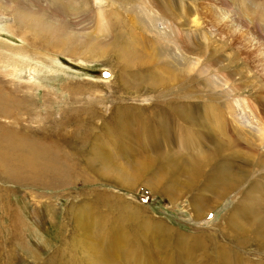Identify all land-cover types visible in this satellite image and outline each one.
<instances>
[{
    "label": "rangeland",
    "instance_id": "obj_1",
    "mask_svg": "<svg viewBox=\"0 0 264 264\" xmlns=\"http://www.w3.org/2000/svg\"><path fill=\"white\" fill-rule=\"evenodd\" d=\"M211 1L177 47L152 0H0V264H264V0Z\"/></svg>",
    "mask_w": 264,
    "mask_h": 264
},
{
    "label": "bare ground",
    "instance_id": "obj_2",
    "mask_svg": "<svg viewBox=\"0 0 264 264\" xmlns=\"http://www.w3.org/2000/svg\"><path fill=\"white\" fill-rule=\"evenodd\" d=\"M19 1H21V0H19ZM152 1L158 4V8H159V10L161 12V16H159V17L164 20L166 26L169 28V32H166V35H168L169 38L170 37L173 38L176 45H177L176 39H180V41L182 40L183 37H182L181 30H182V27H184L186 25L188 27V30L186 31V34L185 35H186V37L189 40L194 39V38H196L198 36L199 30H197L198 29L197 26L199 24V20L197 18V11L200 10V8L198 10V7L200 6L199 4H200V1L201 0H187V3H186V0H177V1H173V0H152ZM212 1H214V0H212ZM212 1L209 2L210 4L208 3V5L211 6L212 3H213ZM15 3L16 4H19L18 2H15ZM205 16H207V19L210 22L211 21H216V16H213L212 13H209L208 12V13H206ZM177 47H178V45H177ZM175 48H176V46H175ZM179 48H180V46H179ZM139 57L142 58V56H140V55H138L136 58L138 59ZM148 59L150 61H153L154 60V58H152V57L151 58H148ZM193 79L195 80V76L192 77L191 79H189L188 81L189 82H192ZM178 82L180 83V81H178ZM196 86L197 85H185V86L184 85H163V86H161L162 88L158 92L161 95L163 94L164 97L165 96L168 97L169 95H172V96L166 98L165 104L171 103L172 105H174L176 107L177 106V102L179 100H181L182 97L193 98L196 95L201 94L202 91L204 93L206 92V94H209L210 93V90H216V89H220L219 87H222V85H206V87L204 88V90H200V88H196ZM226 93H228V91L221 92L220 93L221 97H223V98H222V101H221L222 106H220L218 108V110H217V113H218V122H219L220 119H222V118L225 117V115H226L227 112H229L230 115H232V111H233L232 104H231L232 101H231V103L229 102V99H228ZM174 112L176 113L175 108H174ZM233 113H234V111H233ZM178 115H179V113H178ZM242 116L243 115L240 114L239 115V118L242 117ZM240 120L243 123H246V125L248 127H252L253 126L250 123V119L240 118ZM156 121L161 125V128L162 127L166 128L168 126V124H169L168 123L169 122V119L168 118H165V119L160 118L159 120H156ZM255 127H256V131L260 133V140L262 142H264V126L263 125H260L259 127L258 126H255ZM214 152H216V151H214ZM29 157H31V156L29 155ZM34 157L35 156L32 155V157H31L32 158V161H34L33 160ZM27 159H29V158H27ZM27 159H25L26 162H29V161L31 162V160L27 161ZM195 159L193 160L192 164H189L190 167H188L189 170L187 171V173L189 174L188 178L190 180L191 179L192 180H195L196 178L198 179L199 176L200 177L202 176L201 175L202 172L198 168L199 161L198 160H195ZM203 159H205V158H203ZM261 161H262V159L258 160L257 163H260ZM8 165H10V164H8ZM227 165L228 164L224 163V164H221L220 166H217V167L213 168L212 173L209 176H207V177H209L208 178L209 179V182H208V179H207L206 180V183H205L206 185H204L203 187H201V191L205 192V191H207V189H209V190L214 189L215 190V187H212V184L213 185H216V184L218 185L219 183L221 184V186H223L225 188V189L223 188L225 192L226 191L229 192L231 190L236 189L237 187H235V185H236L235 182L237 181V179H235V180L233 179L234 177H232V175H231V172L233 170H232V168H230V166H227ZM191 166H193V167L191 168ZM260 177L261 178H264L262 175H260ZM238 180H240V179H238ZM211 182H212V184H211ZM250 182H251V184H253L252 183L253 180H251ZM229 184H231L232 186L229 185ZM247 192H249V190H247L246 193ZM257 200L258 201H256V202H253L252 201L253 203L251 202V200H249V201L248 200L247 201L244 200L243 202H245V203L240 202V203L234 204L233 205V209L230 211L231 213H229L228 215H230L231 217H233V220H236L234 218L235 217V214L238 216V214L240 215L247 208L248 209L253 208V205L255 206V208H257V205H259V203H260L258 197H257Z\"/></svg>",
    "mask_w": 264,
    "mask_h": 264
}]
</instances>
